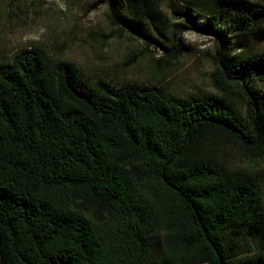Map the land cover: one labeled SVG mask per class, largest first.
I'll use <instances>...</instances> for the list:
<instances>
[{
	"label": "trees",
	"instance_id": "trees-1",
	"mask_svg": "<svg viewBox=\"0 0 264 264\" xmlns=\"http://www.w3.org/2000/svg\"><path fill=\"white\" fill-rule=\"evenodd\" d=\"M160 1L98 2L169 59L215 36L218 94L89 79L37 46L0 62V264H264V54H225L264 41V5ZM223 142L260 168H227Z\"/></svg>",
	"mask_w": 264,
	"mask_h": 264
},
{
	"label": "rangeland",
	"instance_id": "rangeland-1",
	"mask_svg": "<svg viewBox=\"0 0 264 264\" xmlns=\"http://www.w3.org/2000/svg\"><path fill=\"white\" fill-rule=\"evenodd\" d=\"M98 1L0 0V62L21 49L37 46L53 60L73 63L89 79L101 78L116 84H153L181 98L198 93L218 94L211 80L220 49L215 36L185 31L181 38L191 53L169 59L158 45L118 29L111 22L108 5ZM173 1L170 3L181 11L186 7L208 6L213 0ZM248 1L264 5V0ZM168 3L159 2L166 14ZM122 14L129 17L127 9ZM157 25L164 37L169 38V25ZM147 34L153 36L152 31ZM231 40L232 49L225 52L226 56L242 58L264 54V41ZM164 45L170 46V43L164 42ZM133 57L135 62L125 66ZM235 98L243 109L241 99ZM205 147L229 169L260 168V162L253 163L233 143H209Z\"/></svg>",
	"mask_w": 264,
	"mask_h": 264
}]
</instances>
